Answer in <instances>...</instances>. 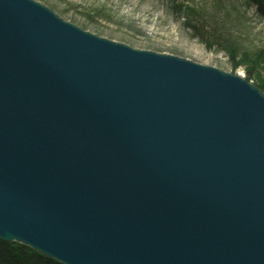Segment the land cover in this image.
I'll use <instances>...</instances> for the list:
<instances>
[{
	"label": "water",
	"instance_id": "water-1",
	"mask_svg": "<svg viewBox=\"0 0 264 264\" xmlns=\"http://www.w3.org/2000/svg\"><path fill=\"white\" fill-rule=\"evenodd\" d=\"M0 239L62 264H264V94L0 0Z\"/></svg>",
	"mask_w": 264,
	"mask_h": 264
},
{
	"label": "rangeland",
	"instance_id": "rangeland-1",
	"mask_svg": "<svg viewBox=\"0 0 264 264\" xmlns=\"http://www.w3.org/2000/svg\"><path fill=\"white\" fill-rule=\"evenodd\" d=\"M33 1L99 38L242 76L264 94V61L255 59L264 51V17L246 0ZM189 10L194 25L212 28L222 40L202 42L186 26Z\"/></svg>",
	"mask_w": 264,
	"mask_h": 264
},
{
	"label": "trees",
	"instance_id": "trees-1",
	"mask_svg": "<svg viewBox=\"0 0 264 264\" xmlns=\"http://www.w3.org/2000/svg\"><path fill=\"white\" fill-rule=\"evenodd\" d=\"M248 4L253 6L256 9V12L259 16L264 17V0H246ZM190 10L186 11L187 15V23L186 26L192 28L200 40L204 43H210V45L215 44L218 40H222L221 36H217V34L211 28L210 31L204 32L206 30V26L203 24L199 25L191 22L193 16L190 15ZM200 22L199 19H196ZM203 30V31H202ZM210 47V46H209ZM232 57L236 53L229 50ZM245 57V56H244ZM256 60H263L264 61V51H260L257 53ZM248 62H251L250 60ZM264 64V62H263ZM0 264H62L54 259L46 257L41 253L35 251L34 249L22 245L19 243H10L4 242L0 239Z\"/></svg>",
	"mask_w": 264,
	"mask_h": 264
},
{
	"label": "bare ground",
	"instance_id": "bare-ground-1",
	"mask_svg": "<svg viewBox=\"0 0 264 264\" xmlns=\"http://www.w3.org/2000/svg\"><path fill=\"white\" fill-rule=\"evenodd\" d=\"M232 75H233V74H232ZM236 76H238V75H236ZM238 77L242 78V76H238ZM10 243H16V242H10Z\"/></svg>",
	"mask_w": 264,
	"mask_h": 264
}]
</instances>
